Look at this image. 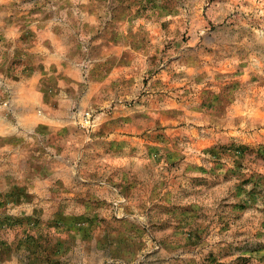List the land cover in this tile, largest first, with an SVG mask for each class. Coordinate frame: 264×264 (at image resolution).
Here are the masks:
<instances>
[{
	"label": "rangeland",
	"instance_id": "1",
	"mask_svg": "<svg viewBox=\"0 0 264 264\" xmlns=\"http://www.w3.org/2000/svg\"><path fill=\"white\" fill-rule=\"evenodd\" d=\"M0 86V264H264V0H0Z\"/></svg>",
	"mask_w": 264,
	"mask_h": 264
},
{
	"label": "crops",
	"instance_id": "2",
	"mask_svg": "<svg viewBox=\"0 0 264 264\" xmlns=\"http://www.w3.org/2000/svg\"><path fill=\"white\" fill-rule=\"evenodd\" d=\"M40 78L41 75L36 74L22 82L9 83L10 88H8L10 89L9 94L11 96V107L9 109V112H11L10 115L12 114V116L16 118H24L27 116L30 119L32 114L37 111L30 98H33L38 102L42 100L41 94L36 90ZM27 133L31 135L33 133V129H28Z\"/></svg>",
	"mask_w": 264,
	"mask_h": 264
},
{
	"label": "built area",
	"instance_id": "3",
	"mask_svg": "<svg viewBox=\"0 0 264 264\" xmlns=\"http://www.w3.org/2000/svg\"><path fill=\"white\" fill-rule=\"evenodd\" d=\"M3 104H4V106H8V104H9V98L8 97L5 99Z\"/></svg>",
	"mask_w": 264,
	"mask_h": 264
}]
</instances>
